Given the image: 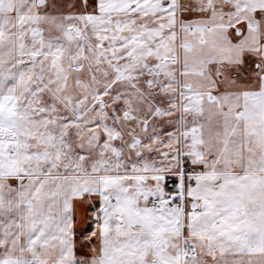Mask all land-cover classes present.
I'll list each match as a JSON object with an SVG mask.
<instances>
[{"label": "snow or ice", "instance_id": "obj_1", "mask_svg": "<svg viewBox=\"0 0 264 264\" xmlns=\"http://www.w3.org/2000/svg\"><path fill=\"white\" fill-rule=\"evenodd\" d=\"M0 264H264V0H0Z\"/></svg>", "mask_w": 264, "mask_h": 264}]
</instances>
